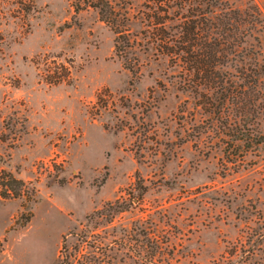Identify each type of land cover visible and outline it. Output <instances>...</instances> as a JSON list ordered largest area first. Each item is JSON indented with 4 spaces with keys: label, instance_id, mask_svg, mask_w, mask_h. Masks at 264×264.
Instances as JSON below:
<instances>
[{
    "label": "rangeland",
    "instance_id": "obj_1",
    "mask_svg": "<svg viewBox=\"0 0 264 264\" xmlns=\"http://www.w3.org/2000/svg\"><path fill=\"white\" fill-rule=\"evenodd\" d=\"M83 1L0 0V191L22 183L0 194V264H264V78L244 89L264 0L210 2L259 12L217 70L233 81L217 112L153 48L149 2L106 0L129 19L130 71Z\"/></svg>",
    "mask_w": 264,
    "mask_h": 264
},
{
    "label": "trees",
    "instance_id": "obj_2",
    "mask_svg": "<svg viewBox=\"0 0 264 264\" xmlns=\"http://www.w3.org/2000/svg\"><path fill=\"white\" fill-rule=\"evenodd\" d=\"M146 2L150 4L151 13L148 16L141 13L140 22L154 27L155 32L149 35L152 38L153 48L160 54L166 55L172 62L182 63L186 75L193 74L198 79L197 86L204 90L201 96L209 100L207 104L211 106L209 108L210 110L212 108V112H217L218 106L222 105L225 111L226 102L231 99L229 94L233 81H230L229 77L219 76L217 70L225 62L224 56L227 53H233L232 48L239 45L236 41L238 34L251 35V31L258 30L255 28L259 14L257 8L254 5L251 6L252 10L248 14V19L244 17L245 8L240 11L227 8L221 13V19H219V15L214 14V10L209 8L213 7L211 0L206 2L205 7H199L200 5L194 4L192 0H146ZM83 3L85 6L96 9L100 20L109 25L114 33V53L124 60L128 70L134 71L135 62L133 61L132 64L128 62L135 58L133 57L135 39L129 36V19L125 11L120 12L106 0H84ZM174 14H176L175 17H171ZM214 20H218L221 28L225 26L226 30H232L233 33L223 37V32L218 31L215 36ZM263 78L264 63H259L254 70L253 78L244 89L261 84ZM235 85L243 86L240 83ZM5 182L4 188L1 187V195H6L8 191H12L13 195L19 193L21 181L8 176ZM63 261L64 259H60V262Z\"/></svg>",
    "mask_w": 264,
    "mask_h": 264
}]
</instances>
